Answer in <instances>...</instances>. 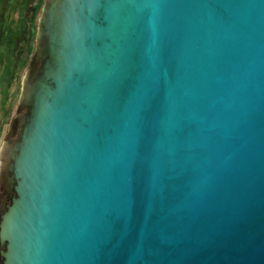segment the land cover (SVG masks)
<instances>
[{"label":"water","instance_id":"95a60500","mask_svg":"<svg viewBox=\"0 0 264 264\" xmlns=\"http://www.w3.org/2000/svg\"><path fill=\"white\" fill-rule=\"evenodd\" d=\"M52 1L1 264H264V0Z\"/></svg>","mask_w":264,"mask_h":264},{"label":"rangeland","instance_id":"374dc122","mask_svg":"<svg viewBox=\"0 0 264 264\" xmlns=\"http://www.w3.org/2000/svg\"><path fill=\"white\" fill-rule=\"evenodd\" d=\"M48 3L49 0H0V216L11 197L4 159L7 149L19 141L27 117L26 86L34 82L43 64L39 55L40 31Z\"/></svg>","mask_w":264,"mask_h":264},{"label":"bare ground","instance_id":"6f19581e","mask_svg":"<svg viewBox=\"0 0 264 264\" xmlns=\"http://www.w3.org/2000/svg\"><path fill=\"white\" fill-rule=\"evenodd\" d=\"M54 2H57V0H53L52 1V4ZM0 156H1V151H0ZM9 164H10V162H9V155L7 154V157L4 159V165H7V170L9 169Z\"/></svg>","mask_w":264,"mask_h":264}]
</instances>
